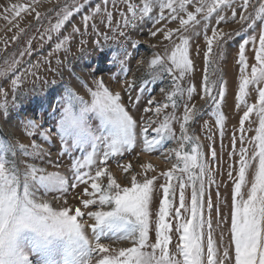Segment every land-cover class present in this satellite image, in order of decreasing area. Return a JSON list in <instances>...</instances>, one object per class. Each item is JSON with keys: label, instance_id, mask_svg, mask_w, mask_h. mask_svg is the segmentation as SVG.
I'll return each mask as SVG.
<instances>
[{"label": "snow or ice", "instance_id": "snow-or-ice-1", "mask_svg": "<svg viewBox=\"0 0 264 264\" xmlns=\"http://www.w3.org/2000/svg\"><path fill=\"white\" fill-rule=\"evenodd\" d=\"M88 2L84 0V4ZM39 3L40 0H27L0 5V17L11 25L22 14L35 13L39 24L42 22L37 11ZM109 6L118 12L119 20L114 21ZM82 7L80 0L60 3L56 22L49 20L45 29L48 39H52V33H59ZM156 9L159 11L152 17L153 23L160 26L163 22V26L155 27L150 35L156 37L159 33L166 43L163 55H156L147 65L145 83H155L167 75L169 88L160 89L166 102L150 97L143 106L144 115H140L141 109L137 107L140 97L133 94L135 81L124 80L126 87L122 91L127 98L123 99L122 91L113 92L103 78L93 77L94 87L84 85L90 100L77 95L71 87L66 88L60 115L51 127L43 126L39 120L26 122L28 136L33 137L30 145L0 139V264H30V257L19 251L17 243L19 234L26 229L46 242L62 240L69 258L87 246V264H264V0H103L102 5L97 4L90 15L83 17L85 34L90 20L99 17L103 24L106 18L111 35L101 33L96 24L91 25L92 34L102 36L105 44L115 41L117 36L126 40V30L136 28L138 22L149 18ZM212 19L217 27L210 28ZM258 20L261 22L258 38L253 35L244 39L235 53L233 63L238 66L239 83L233 96L235 108L242 115L225 151L226 114L221 109L227 106L228 89L221 61L229 55L226 47L229 40L254 27ZM177 21L176 27L169 26ZM233 22L242 27L234 32L219 27ZM18 30L24 32L22 28ZM72 32L79 33L80 29L73 26ZM201 35L204 49L198 43ZM68 40L69 36H65L56 49ZM28 43L30 52L31 41ZM96 43L100 44V39ZM249 45L253 50L251 56ZM23 55L25 52L21 51L20 56ZM201 55L204 72L198 89L184 82L186 77L192 78L195 58ZM127 56V50L122 48L113 60L125 76L129 71ZM14 57L15 53L3 59L0 77L15 72L20 61ZM23 75L11 80L14 96L18 95L16 89ZM111 78L119 83L116 76ZM181 107L182 113L178 115ZM205 108L215 113L221 152L227 157L226 174L233 185L230 205L225 200V206L229 207V228L224 227L226 220L211 197L213 186L217 198L220 197L225 169L223 157L214 146L212 125L202 123ZM0 110L7 115V99L0 103ZM92 120L99 121V126L94 127ZM175 124L179 125V135ZM197 125L208 132L203 137L211 142L207 153L200 143L201 137L194 131ZM253 131L254 135L249 136ZM57 138L61 145L57 155L72 156L66 173L58 170L61 164L52 159L49 148L44 146L55 143ZM168 142L175 147H169L165 153L163 145ZM138 144L141 154L160 149L170 168L158 177H149L145 174L156 169L151 164L141 165L143 172L131 175L130 186H122L110 171L109 161L115 158L119 169L129 173L133 165L120 163L119 158ZM89 147L91 150L86 151ZM17 149L29 162L20 160L18 164L16 159L7 158L9 153L16 157ZM76 149L85 154L76 157ZM41 164H50L56 170L49 171ZM78 187L81 190L75 191ZM177 198L178 204L174 206ZM70 199L79 206L71 205ZM92 206L101 210H91ZM108 221L119 222L123 235L108 243L95 242L96 229ZM150 230L154 232V241L150 240ZM225 232L229 233L226 243Z\"/></svg>", "mask_w": 264, "mask_h": 264}, {"label": "rangeland", "instance_id": "rangeland-1", "mask_svg": "<svg viewBox=\"0 0 264 264\" xmlns=\"http://www.w3.org/2000/svg\"><path fill=\"white\" fill-rule=\"evenodd\" d=\"M70 2V0H40L37 6V11L41 13L42 22L37 23L35 19V13L22 14V17H18L13 21V24L8 25L6 21L0 17V64L3 59L10 57V54L15 53V59L20 61L16 65L14 73H9L6 77H0V103H3L5 99L8 101L9 110L7 115L4 114L3 110H0V139L4 142H19L26 145H30V141L33 137L28 136V129L25 127L26 122L32 120L41 121L45 127H51L53 123L57 121L60 115V102L66 98V88L71 89L80 96H84L90 100V94L87 93V89L84 87L85 84L92 86V79L103 78L106 85L112 90L122 91L126 86L124 80L135 81V88L133 94L140 97L138 108L141 109L140 115H144L142 109L146 104L148 98H153L154 101L166 102L163 93L160 92L161 88L168 90L170 85V79L165 75L163 80H158L155 83H145L146 73L145 69L150 63L151 59L155 58L156 55H163L164 48L161 34H157L156 37L150 35L151 31L155 27L163 26V22L160 26L154 25L153 16L158 15V9L154 10V13L143 21L137 23L136 28L129 27L126 30L127 39L124 37L117 36L115 41H109L107 44L103 42V37H96L92 34L91 25L96 24L98 30L101 33H108L105 23H100L99 17H96L89 21V28L87 34L83 26V17L90 15L97 4H103V0H89L88 3L84 4V0H80L83 7L79 12H75L73 16L67 21L64 27L59 33H52V39H48L45 29L49 26V20L52 23L56 22V11H59L60 3ZM138 2V0H137ZM9 3H27V0H0V5ZM110 10L113 11L114 21L119 20L118 12L109 6ZM54 9V11H49ZM190 10H194L191 9ZM252 9L250 8L249 11ZM239 14V8H237ZM186 18V17H185ZM229 19H231L229 14ZM24 29L23 33H20L18 27ZM177 22H172L169 26L176 27ZM210 28L217 27L215 19L209 21ZM73 26L80 29L79 33H73ZM226 32H234L242 27L239 23H229L227 25H219ZM261 28V22L258 20L254 27L247 28L240 35H235L229 40L227 50L229 55L224 61H221V72L224 74V80L227 86L226 100L227 106L222 107L221 111L226 114V133L223 140L225 151L229 148V138L236 129L234 125L237 124L242 113L235 108V101L233 92L238 90L239 76L238 66L233 63L237 46L244 39L249 36H257ZM210 35V31L208 32ZM16 35L17 39L13 40L12 37ZM65 36H69V40L62 48L56 49V45L64 40ZM97 39H100L101 43L97 44ZM81 40L85 41L81 44ZM29 41H31V51L28 52ZM178 42V41H177ZM133 43L136 46L133 47ZM191 43V42H190ZM198 43L201 49L205 48V41L201 35L198 38ZM155 44V47L152 45ZM126 49L128 56L126 58V67L129 69L127 76L123 73L122 69L115 63L116 53L120 52L121 49ZM24 51L25 55L20 56V52ZM251 46H248V53L252 55ZM191 54V49H190ZM251 62H254L251 61ZM204 72V63L202 55L195 58V67L192 73V78L189 80L185 79V84H194L198 89L202 85ZM24 73L21 83L16 89L18 95L14 96L11 80L15 76ZM34 73V75L32 74ZM116 76L119 80L117 83L111 77ZM7 93V97H5ZM122 98L126 99L127 95L122 91ZM198 101V97H196ZM14 100V103H13ZM182 107L178 110L177 114L182 113ZM170 111V109L165 110ZM215 113L211 108H205L202 117L203 121H206L212 125L211 132L214 135L215 148L218 155L223 157L222 166L225 171L223 173L224 185L219 189L220 197L216 196V189L213 186L211 189V197L214 206L219 207L221 215L226 220L224 224L225 228L230 227V215L229 207H226L223 203V199L228 201L230 205V192L233 187L230 180L227 178V157L221 152V141L219 139L218 130L214 125ZM255 119V116H253ZM94 127L99 126V121L92 120ZM247 126V125H246ZM258 127V122L256 124ZM174 128L177 130L179 135V125L175 124ZM101 131L106 133V130L101 128ZM195 133L201 137L200 143L204 146V151L209 152L210 141L204 139L208 132L203 130L200 125H197L194 129ZM249 136L254 135L253 132L248 133ZM142 143V142H141ZM49 148L52 159L57 163L61 164L58 169L61 172L66 173L68 171L69 163L72 156L65 155L59 157L57 154L61 150L58 138L55 143L44 145ZM103 147V146H101ZM169 147H175V144L168 142L163 145V151L166 153ZM90 147L86 151H90ZM142 149L139 146H135L131 152L125 154L124 157L119 158L120 163H131L133 168L129 173L122 172L115 158H111L109 161L110 171L113 172L114 178L122 186H130L131 175L142 173L143 169L141 165L151 164L156 171L149 172L145 175L159 176L161 172L167 171L170 168V164L165 162V157L160 154V149H157L153 153L141 154ZM85 152H81L76 149L74 155L76 157H82ZM10 161L16 159L19 164L20 160L29 162V158L20 155L17 149V156L12 157L11 153L7 157ZM39 163V162H38ZM45 166L49 171H53L52 166L41 164ZM238 167V165H236ZM141 176L138 175V180ZM106 178L104 183H106ZM78 187L75 191H80ZM162 199V196H161ZM69 203L74 206H79L77 201L70 199ZM224 205H223V204ZM178 204L174 202V206ZM155 207V205L153 206ZM91 210H101L97 206H92ZM158 210V209H157ZM226 211V213H225ZM212 218L215 221L217 219L215 208L212 212ZM91 222V221H89ZM129 228L132 225H128ZM219 229L216 230V237H219ZM88 235L91 237V230L88 229ZM123 232L121 231V225L116 221H108L103 225H100L96 229L95 242L108 243L111 240L118 239ZM225 242L229 240V233L224 234ZM150 240L154 241V232L150 230ZM18 248L23 255L30 257V264H87L88 259V247L85 246L75 251L72 257L66 256V245L62 240H54L46 242L38 237L35 233L30 230L22 231L18 236ZM223 247V245H222ZM169 250H172V245H169ZM234 257V247L231 249Z\"/></svg>", "mask_w": 264, "mask_h": 264}, {"label": "bare ground", "instance_id": "bare-ground-1", "mask_svg": "<svg viewBox=\"0 0 264 264\" xmlns=\"http://www.w3.org/2000/svg\"><path fill=\"white\" fill-rule=\"evenodd\" d=\"M225 197H226V196H225ZM225 197L222 198L224 204H225V200H226ZM223 203H222V204H223ZM224 204H223V205H224ZM225 213H226V211H225ZM89 223H91V222H89ZM216 233H217V232H216ZM218 233H219V231H218ZM225 233L227 234V232H225ZM216 235H217V234H216ZM218 235H219V234H218ZM216 238L219 240V237H218V236H217ZM224 238H225V237H224ZM226 238H227V237H226ZM226 238H225V239H226ZM225 239H224V241H225ZM225 243H226V242H225ZM231 251H232V250H231Z\"/></svg>", "mask_w": 264, "mask_h": 264}]
</instances>
